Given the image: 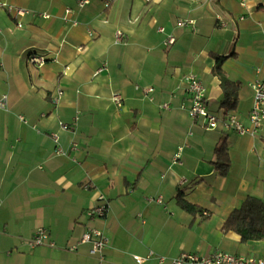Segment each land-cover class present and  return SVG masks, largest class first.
Here are the masks:
<instances>
[{"label": "crops", "instance_id": "1", "mask_svg": "<svg viewBox=\"0 0 264 264\" xmlns=\"http://www.w3.org/2000/svg\"><path fill=\"white\" fill-rule=\"evenodd\" d=\"M0 1L29 11L16 18L0 9V97L8 103L0 110V264H160L158 257L169 264L181 254L217 251L264 256V239L243 242L223 228L247 197L264 203V123L254 135L205 129L182 107L192 74L211 112L234 113L249 125L250 84L263 68L264 0H249V14L238 0H114L107 8L89 0L81 10L77 0ZM66 7L76 10L75 26L62 20ZM180 20L193 25L179 27ZM168 35L171 46L164 45ZM34 53L46 57L44 66L28 63ZM216 66L238 85L226 114ZM57 90L63 96L55 104ZM76 115L73 128L61 129ZM53 133L63 154L54 153ZM223 144L226 175L213 165ZM179 146L182 164L173 165ZM158 197L161 203L149 201ZM179 199L198 210H184ZM100 204L105 214L89 217ZM38 228L48 230L53 247L28 246ZM86 228L107 239L102 259L80 243Z\"/></svg>", "mask_w": 264, "mask_h": 264}, {"label": "built area", "instance_id": "2", "mask_svg": "<svg viewBox=\"0 0 264 264\" xmlns=\"http://www.w3.org/2000/svg\"><path fill=\"white\" fill-rule=\"evenodd\" d=\"M114 0H104V6L109 7L110 3ZM89 0H77V10L83 9ZM239 5L243 12L249 14V0H238ZM0 9L4 10L10 15H13L16 18L24 17L29 14V11L25 8L17 7L15 5H11L5 2L0 1ZM76 12L75 9L70 7H66L64 9V14L62 16V20L70 25L75 26L77 21L73 19V15ZM41 18H48L49 16L45 13L38 15ZM244 16L241 15L238 19L243 20ZM185 25H193V21H184L180 20L177 22V26L183 27ZM17 27H21V24H17ZM161 33L164 32L163 28L158 29ZM117 42H119L122 38V33L120 31H116ZM175 42V38L171 35H168L164 41L165 46H171ZM27 61L29 64L40 68L44 66L47 59L44 55L41 54H31L28 56ZM256 72L260 74V76L250 84V87L253 92V103L248 115V126H245L240 119L234 113H229L225 116H219L213 112H211L207 108V99H206V89L202 84L201 80L194 75H188L185 77V86L184 90L188 97V103L182 107L186 109L188 116L193 120H198L200 124L205 129H217L219 126L223 128L230 129L235 131L237 134H251L254 135L258 129L264 123V56H263V68L258 67ZM146 93H151L153 91L152 88H144ZM63 92L61 90H57L55 95L53 96V103L57 104L59 100L62 98ZM112 103L120 107L122 105V97L119 93H113L111 95ZM7 97L5 95L0 97V110L7 109ZM164 109L168 108V105L164 103L162 105ZM78 120V115L74 117V121L68 125L65 123H59L61 129L68 130L75 126ZM51 138L55 145V154H63L64 152L61 150L59 145V136L55 133L51 134ZM182 152L183 147H177L176 152L172 158L173 165H181L182 164ZM182 182H185L182 179ZM149 201L161 203V198H149ZM107 208L105 204H100L94 206L92 209L88 211L89 217H101L105 214ZM80 243H89L90 249L89 253L93 256H99L102 259V255L107 248L108 241L105 237H103L102 233L93 228H86L79 239ZM28 246L30 248L38 247V246H49L53 247L54 244L50 240L49 232L45 228H38L33 233L32 237L28 241ZM73 249V248H71ZM134 260L137 263H142L144 258L139 256H134ZM163 257H158V262L160 264L164 263ZM169 264H264V256L263 257H245V256H237L233 254H229L222 251H217L208 256H198L195 254H181L179 257L171 259Z\"/></svg>", "mask_w": 264, "mask_h": 264}, {"label": "trees", "instance_id": "3", "mask_svg": "<svg viewBox=\"0 0 264 264\" xmlns=\"http://www.w3.org/2000/svg\"><path fill=\"white\" fill-rule=\"evenodd\" d=\"M214 73L220 78L223 92L220 106L226 114V112L234 109L236 106V89L238 85L226 79L219 66H216ZM215 155L216 158L213 161L215 169L220 175H226L230 167L226 145H221L216 150ZM178 203L188 212L194 213L198 210L197 207L182 199H179ZM223 228L226 231L237 233L243 242L264 239V203L255 197H247L240 207L230 213L224 222Z\"/></svg>", "mask_w": 264, "mask_h": 264}, {"label": "rangeland", "instance_id": "4", "mask_svg": "<svg viewBox=\"0 0 264 264\" xmlns=\"http://www.w3.org/2000/svg\"><path fill=\"white\" fill-rule=\"evenodd\" d=\"M32 65V64H31ZM33 66V65H32ZM35 67V66H34ZM37 68V67H36ZM189 75H192V74H189ZM188 76V75H187ZM195 76V75H194ZM198 78V77H197Z\"/></svg>", "mask_w": 264, "mask_h": 264}]
</instances>
